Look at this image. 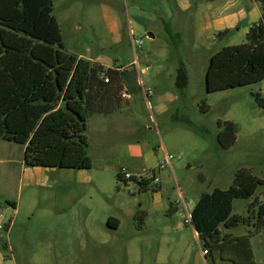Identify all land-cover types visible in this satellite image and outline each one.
Returning <instances> with one entry per match:
<instances>
[{
    "label": "rangeland",
    "instance_id": "374dc122",
    "mask_svg": "<svg viewBox=\"0 0 264 264\" xmlns=\"http://www.w3.org/2000/svg\"><path fill=\"white\" fill-rule=\"evenodd\" d=\"M52 1L67 52L121 70L135 68L138 82L153 94L147 98L143 87L132 90L113 115L89 119L93 183L87 192L59 210L54 192L31 198L24 191L13 232L0 234V264H224L219 255L204 253L205 240L195 234L188 214L202 193L228 189L241 168L264 179V109L255 100L256 94L264 96V81L206 91L210 57L246 42V35L233 30L209 42L198 39L191 11L176 13L174 0ZM166 23L182 32L179 42L167 34ZM133 36L143 41L140 48H133ZM176 67L186 70L185 86L173 78ZM168 93L175 100L159 113L157 100ZM220 121L239 128L229 149L216 141ZM122 169L140 173L141 180L155 172L159 181L143 191L135 180H119ZM256 198L264 203V184L252 198L235 199L233 215L248 216ZM5 204L0 203L3 222L13 212ZM109 218L119 220L117 229L107 226ZM220 230L240 236L253 227ZM250 241L256 264H264V227Z\"/></svg>",
    "mask_w": 264,
    "mask_h": 264
},
{
    "label": "trees",
    "instance_id": "16d2710c",
    "mask_svg": "<svg viewBox=\"0 0 264 264\" xmlns=\"http://www.w3.org/2000/svg\"><path fill=\"white\" fill-rule=\"evenodd\" d=\"M191 2L194 5L198 0ZM169 26L166 23L167 34L179 42L181 33ZM179 71L177 84L182 87L187 77L184 69ZM205 79L209 93L264 81V34L260 26L249 29L246 42L214 53ZM140 87L135 68H107L67 52L52 0H0V139L25 148L27 166L90 170L89 117L117 111L126 100L123 94L137 92ZM255 100L264 109V96L256 94ZM201 110H209L206 102H202ZM218 124V145L233 147L237 124ZM117 177L126 184L135 180L143 191L153 181H138L134 176L127 179L121 170ZM263 184L264 179L241 168L228 189L201 194L190 213V223L205 240L206 255H219L224 264H256L250 239L264 227V203L256 198L246 217L232 212L235 199L252 198ZM137 219L143 222L144 214L139 213ZM221 225L226 229L249 225L253 231L240 236L223 234ZM107 226L117 229L119 220L109 218ZM8 227L6 224L5 231Z\"/></svg>",
    "mask_w": 264,
    "mask_h": 264
},
{
    "label": "crops",
    "instance_id": "0c3cea01",
    "mask_svg": "<svg viewBox=\"0 0 264 264\" xmlns=\"http://www.w3.org/2000/svg\"><path fill=\"white\" fill-rule=\"evenodd\" d=\"M174 2L177 9L176 13L186 14L191 11L194 17L195 34L198 39L208 38L209 42L210 37L214 40L218 32L227 31V35H231L233 30L242 31L246 35L254 25H259L264 34V0H214L210 2L198 0L194 5L191 0H174ZM174 32L182 33L180 30ZM78 57L83 56L79 55ZM83 58L100 63L107 68H114L95 59ZM179 72L176 67L173 76L176 83L180 76ZM186 77L188 78L187 75ZM123 97L128 99L129 94L125 92ZM174 100L175 96L171 93L166 94L161 101L157 100L158 112H166L167 105ZM115 112L108 115H94L108 117ZM94 115H91L89 119ZM91 169L60 171L58 168L29 167L25 163V148L0 139V203L5 202V205L13 209L9 220L4 221L5 225H9L6 234L10 235L16 226L18 215L21 212L24 191H28L27 194L31 198L46 197L48 192H54V206L55 208L59 207L60 210L63 208V204L69 203L70 199L74 200L79 196V193L88 191L86 186L93 183ZM127 172L134 177L140 175V173L135 174L128 170ZM137 180L141 181L138 178ZM195 234L197 235L196 232ZM6 246L9 248V245ZM12 256L14 255L12 254Z\"/></svg>",
    "mask_w": 264,
    "mask_h": 264
},
{
    "label": "built area",
    "instance_id": "2783aa9c",
    "mask_svg": "<svg viewBox=\"0 0 264 264\" xmlns=\"http://www.w3.org/2000/svg\"><path fill=\"white\" fill-rule=\"evenodd\" d=\"M142 44H143V41L142 40L136 39L133 36V38H132V45H133V48L134 49L140 48L142 46ZM136 64L138 65V62H136ZM137 69H138V66H137ZM147 70H148V67H146L145 69H139V73L140 72L143 73L144 71H147ZM103 77H105V79H104L105 82H108L109 81V79L105 75H103ZM139 83H140L141 87H143L144 95L147 98H149L153 94V89L152 88H149V87L148 88L144 87V83L141 81V79H140V82ZM121 171L124 174L125 178H127V179L128 178H131L132 175L129 172H127L125 169H122ZM151 179H153V182L154 183H157L159 181L158 178L156 177L155 172H152ZM188 217H189L188 219L191 221V215L190 214H188ZM3 219H4V216L3 215H0V234L3 231H5V227H6L5 223L3 222ZM204 253L206 254L207 251H204Z\"/></svg>",
    "mask_w": 264,
    "mask_h": 264
},
{
    "label": "water",
    "instance_id": "95a60500",
    "mask_svg": "<svg viewBox=\"0 0 264 264\" xmlns=\"http://www.w3.org/2000/svg\"><path fill=\"white\" fill-rule=\"evenodd\" d=\"M149 37H150V38H154V34L150 32V33H149Z\"/></svg>",
    "mask_w": 264,
    "mask_h": 264
}]
</instances>
